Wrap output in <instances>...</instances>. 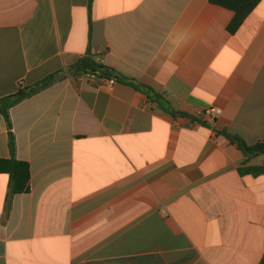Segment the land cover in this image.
<instances>
[{
    "label": "crops",
    "instance_id": "crops-1",
    "mask_svg": "<svg viewBox=\"0 0 264 264\" xmlns=\"http://www.w3.org/2000/svg\"><path fill=\"white\" fill-rule=\"evenodd\" d=\"M234 14L210 0H0V98L55 76L11 109L31 189L8 202L0 173V264L260 263L264 174H241L222 132L264 139V0L231 33ZM89 53L115 84L68 71Z\"/></svg>",
    "mask_w": 264,
    "mask_h": 264
},
{
    "label": "trees",
    "instance_id": "trees-1",
    "mask_svg": "<svg viewBox=\"0 0 264 264\" xmlns=\"http://www.w3.org/2000/svg\"><path fill=\"white\" fill-rule=\"evenodd\" d=\"M261 0H210L211 3L222 6L234 11V17L230 22L228 29L231 33L237 32L247 17L254 11ZM93 0H90L92 7ZM70 73H91L98 77H111L113 70L104 64L95 60L94 56L89 53L88 56L79 60L76 64L69 67ZM55 81V76L51 75L42 80L34 87L21 88L17 93L0 98V114L5 118L9 134V147L12 158H0V173H6L10 176L8 202L16 194L29 192L31 189V169L27 161L14 157L16 152V136L13 130V121L11 117V109L23 101L24 99L34 95L42 89L50 86ZM141 90L146 91L151 98L161 97L149 87L140 86ZM161 104L165 102L161 101ZM164 107L171 111L166 105ZM232 143L237 144L247 157L244 166L240 168L241 174L260 175L264 174V165H248L252 157L256 154H264V139L255 144H248L244 139L237 135H233L227 131L222 132ZM259 264H264V257Z\"/></svg>",
    "mask_w": 264,
    "mask_h": 264
},
{
    "label": "built area",
    "instance_id": "built-area-1",
    "mask_svg": "<svg viewBox=\"0 0 264 264\" xmlns=\"http://www.w3.org/2000/svg\"><path fill=\"white\" fill-rule=\"evenodd\" d=\"M91 76H95L91 73H89ZM101 82L104 85H113L117 82L116 78L114 77H101ZM197 114L199 116L203 117H211L213 118L215 115L221 114V110L219 108L211 107V108H206V109H200L197 111Z\"/></svg>",
    "mask_w": 264,
    "mask_h": 264
}]
</instances>
